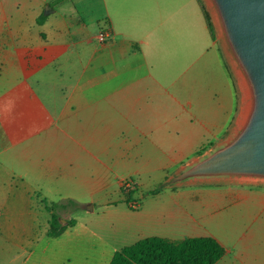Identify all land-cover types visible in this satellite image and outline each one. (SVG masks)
Wrapping results in <instances>:
<instances>
[{"label":"crops","instance_id":"obj_1","mask_svg":"<svg viewBox=\"0 0 264 264\" xmlns=\"http://www.w3.org/2000/svg\"><path fill=\"white\" fill-rule=\"evenodd\" d=\"M225 63L200 0H0V264H110L148 237L264 264V186L147 194L231 131ZM66 198L75 224L49 237L46 207Z\"/></svg>","mask_w":264,"mask_h":264},{"label":"water","instance_id":"obj_2","mask_svg":"<svg viewBox=\"0 0 264 264\" xmlns=\"http://www.w3.org/2000/svg\"><path fill=\"white\" fill-rule=\"evenodd\" d=\"M206 1L224 54L244 89L242 104L229 134L174 172L164 188L199 182L264 183V0Z\"/></svg>","mask_w":264,"mask_h":264},{"label":"trees","instance_id":"obj_3","mask_svg":"<svg viewBox=\"0 0 264 264\" xmlns=\"http://www.w3.org/2000/svg\"><path fill=\"white\" fill-rule=\"evenodd\" d=\"M201 4L205 11L211 34L216 38L212 23L202 1ZM38 23H41V21L39 20ZM225 66L229 70L226 63ZM209 145L211 143H207L196 154L199 155L207 150ZM136 188V186L133 190L122 188L128 202L133 198ZM162 189H164L163 183L156 189L148 191L147 194L156 195ZM46 208L51 211L52 215L47 236L58 237L68 227L75 224L73 219H67V215L78 210L80 204L74 199L66 198ZM62 218L66 219L65 223L61 221ZM224 255V247L211 237L186 238L180 241L161 237H148L116 251L110 264H215Z\"/></svg>","mask_w":264,"mask_h":264},{"label":"rangeland","instance_id":"obj_4","mask_svg":"<svg viewBox=\"0 0 264 264\" xmlns=\"http://www.w3.org/2000/svg\"><path fill=\"white\" fill-rule=\"evenodd\" d=\"M202 1V3H203V5H204V8H205V10L207 11V14H208V17H209V19H210V21H211V23H212V26H213V29H214V32H215V36H216V38L219 40V43H220V46H221V48L223 47V43H222V40H221V38H220V35H219V31L217 30V25H216V21H215V18H214V16H213V12H212V9H211V7L208 5V3H207V1L206 0H201ZM224 48V47H223ZM223 48H222V51H223ZM223 54H224V51H223ZM224 56H225V59H226V64L228 65V67H229V70H230V73H231V75H232V78H233V80L235 81V85H236V89H237V94H238V109H239V111H238V115H239V112H240V108H241V104H242V101H241V92H242V94H243V91H244V89H243V87H242V85H241V82H240V86H239V84H238V82L240 81V80H238V78L236 77V74L234 73L235 72V70H234V67L232 66V64H231V62L229 63V59H228V57H226V54H224ZM241 88V89H240ZM244 98V97H243ZM235 121H236V119H235ZM235 121H234V123H233V125H232V127H231V130H232V128L234 127V125H235ZM229 133H227V134H225V136L222 138V139H224L227 135H228ZM221 139V140H222ZM219 142V141H218ZM218 142H216V143H218ZM216 143H211V145H209V148L207 149V150H205L204 152H202L201 154H199V155H197V154H195L191 159H189L186 163H184L183 165H185V164H188V163H190V162H192V160L193 159H196L198 156H200V155H203V154H205L206 152H208L210 149H212L214 146H215V144ZM206 145V144H205ZM183 165H181L177 170H179ZM176 170V171H177ZM175 171V172H176ZM174 173V172H173ZM172 173V174H173ZM171 174V175H172ZM171 175H169V177L171 176ZM168 177V178H169ZM167 178V179H168ZM167 179H166V181H167ZM201 183H213V182H201ZM247 184H249V185H253V186H264V183H257V182H249V183H247ZM73 217V216H72Z\"/></svg>","mask_w":264,"mask_h":264},{"label":"built area","instance_id":"obj_5","mask_svg":"<svg viewBox=\"0 0 264 264\" xmlns=\"http://www.w3.org/2000/svg\"><path fill=\"white\" fill-rule=\"evenodd\" d=\"M110 31L109 29H106L104 31H101L99 32V36H98V39L100 41V43H104L106 42L109 38H110ZM136 186V183L133 179H126L122 182V188H124L125 190H133ZM137 203L135 202H131L130 203V207L133 208V209H136L137 208Z\"/></svg>","mask_w":264,"mask_h":264}]
</instances>
